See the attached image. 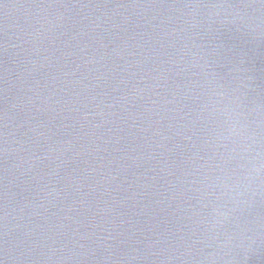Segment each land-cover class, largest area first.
<instances>
[{
    "label": "water",
    "instance_id": "95a60500",
    "mask_svg": "<svg viewBox=\"0 0 264 264\" xmlns=\"http://www.w3.org/2000/svg\"><path fill=\"white\" fill-rule=\"evenodd\" d=\"M0 264H264V0H0Z\"/></svg>",
    "mask_w": 264,
    "mask_h": 264
}]
</instances>
